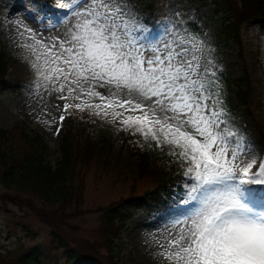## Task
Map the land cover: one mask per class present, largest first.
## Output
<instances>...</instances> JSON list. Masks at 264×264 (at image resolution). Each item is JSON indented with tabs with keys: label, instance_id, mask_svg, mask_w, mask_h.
I'll use <instances>...</instances> for the list:
<instances>
[{
	"label": "snow or ice",
	"instance_id": "6c2138e0",
	"mask_svg": "<svg viewBox=\"0 0 264 264\" xmlns=\"http://www.w3.org/2000/svg\"><path fill=\"white\" fill-rule=\"evenodd\" d=\"M27 11L33 20L55 17L48 29L64 26L61 35L38 38L14 22L33 86L65 102L59 120L69 109L87 111L167 146L183 169V218L157 255L168 264H264V159L226 130L214 62L197 37L165 27L154 38L128 0H57Z\"/></svg>",
	"mask_w": 264,
	"mask_h": 264
},
{
	"label": "rangeland",
	"instance_id": "374dc122",
	"mask_svg": "<svg viewBox=\"0 0 264 264\" xmlns=\"http://www.w3.org/2000/svg\"><path fill=\"white\" fill-rule=\"evenodd\" d=\"M192 1L128 0V3L137 23L149 30L156 39L165 35V27L186 28L188 34L197 37L204 49V55L214 62L219 96L223 101L221 106L226 113V130L236 132L237 137L242 138L259 163L264 159V16L243 22L241 55L238 43L219 39L217 27L221 24L223 16L214 17L211 0L206 3L202 1L203 11L208 19L197 30L193 29L189 22ZM56 2L57 0H38V4L34 5L31 0H0V42L7 53V72L0 81V127L12 131L13 135L8 144L17 149L27 146L23 129L29 135L41 134L48 143L47 158L53 165L60 158L59 146L72 119L75 123L90 121L89 129L94 138L100 134L115 138L120 132L117 130L118 125L114 126L87 111L81 113L69 109L71 114H65V119L61 122L59 117L65 102L57 99L59 94L50 95L43 90L37 91L32 84L34 73L18 47L24 40L18 35L14 22L22 21L38 33V38L40 35L45 38L61 35L64 31L63 24L51 29L46 27L50 20L53 24L58 23L55 17L38 13L39 20H33L27 11L37 7L46 9L48 4ZM197 2L201 3L200 0ZM18 14L20 17L14 18ZM21 17L25 20L20 19ZM223 70L232 78L243 76L247 70L251 94L250 113L243 106L232 107V104H237L234 87L224 82ZM98 90L108 94L105 89ZM141 142L156 147L153 142L146 143L142 138ZM159 149L169 150L167 146ZM250 158L251 156L244 157L245 160ZM182 171L181 168L180 172ZM77 179L78 182L83 180V200L69 209L74 211V215L69 216L61 226L69 237L90 242L103 238L104 211L101 208L131 194H143L157 183L154 178L139 176L125 164L117 167L107 166L101 160H94L84 177L78 176ZM184 183L185 181L175 191V199L166 200V210L159 212L152 205L139 210L132 220L122 225L114 239L122 261L126 264H168L164 257L158 256L157 253L162 251L160 245L166 243L168 234H175L176 221L183 218L181 213L186 207L181 203L185 192L182 187ZM1 194H4V199L0 197V264H17L20 258L33 248L42 256L40 264H66L65 254L61 249H56L51 241L54 228L38 216V213L49 212L41 206V201L30 199V194H25L22 199L21 195L16 198L15 190H9L2 185ZM28 203H31L32 208ZM106 250L103 248L104 252Z\"/></svg>",
	"mask_w": 264,
	"mask_h": 264
},
{
	"label": "trees",
	"instance_id": "16d2710c",
	"mask_svg": "<svg viewBox=\"0 0 264 264\" xmlns=\"http://www.w3.org/2000/svg\"><path fill=\"white\" fill-rule=\"evenodd\" d=\"M200 1L199 4L197 0L192 1L189 14V22L195 30L208 19L203 11V4L207 0L204 3ZM211 1L214 17L223 16L217 27L219 39L238 43L242 55V24L246 20L264 16V0ZM6 56L0 42V81L7 72ZM222 74L224 82L234 87L237 104H232V107L243 106L250 113L251 94L247 70L239 78H232L225 70ZM90 124V121L75 123L72 119L60 143V158L55 165L48 161V143L41 134L29 135L23 129L27 146L17 149L8 144L12 131L0 127V185L15 190L16 198L21 195L22 199L25 194H30V199L41 201V206L49 212L38 213V216L54 228L51 241L56 249H61L65 254L66 264H126L119 256L115 236L122 225L132 220L139 210L152 205L159 212L166 210V200L174 199L175 191L184 181L181 167L166 154L168 150L145 145L139 135L132 136L120 131L115 138L105 134L94 138L89 129ZM94 160H101L107 166L125 164L139 176L154 178L157 183L143 194H131L101 208L104 211L103 238L91 242L85 239L78 241L69 237L61 225L69 216L74 215V211L69 209L82 202L83 180L78 182L77 178L84 177ZM0 197L4 199V194ZM28 205L32 208L31 203ZM103 248L107 250L104 252ZM33 251L34 248L25 253L17 264H34V261L40 264L42 256L35 251L33 254Z\"/></svg>",
	"mask_w": 264,
	"mask_h": 264
},
{
	"label": "bare ground",
	"instance_id": "6f19581e",
	"mask_svg": "<svg viewBox=\"0 0 264 264\" xmlns=\"http://www.w3.org/2000/svg\"><path fill=\"white\" fill-rule=\"evenodd\" d=\"M16 17H20V14L16 15L14 18H16ZM20 19H22L23 21L25 20L24 17H21Z\"/></svg>",
	"mask_w": 264,
	"mask_h": 264
}]
</instances>
